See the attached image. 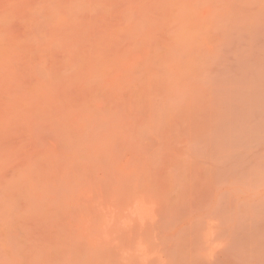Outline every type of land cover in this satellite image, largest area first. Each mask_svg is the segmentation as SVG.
<instances>
[{
  "label": "rangeland",
  "instance_id": "374dc122",
  "mask_svg": "<svg viewBox=\"0 0 264 264\" xmlns=\"http://www.w3.org/2000/svg\"><path fill=\"white\" fill-rule=\"evenodd\" d=\"M0 264H264V0H0Z\"/></svg>",
  "mask_w": 264,
  "mask_h": 264
}]
</instances>
